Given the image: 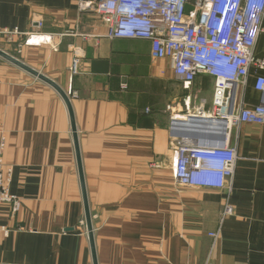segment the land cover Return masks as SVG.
<instances>
[{
    "label": "crops",
    "instance_id": "0c3cea01",
    "mask_svg": "<svg viewBox=\"0 0 264 264\" xmlns=\"http://www.w3.org/2000/svg\"><path fill=\"white\" fill-rule=\"evenodd\" d=\"M90 1L0 0V30L50 38L24 46L23 62L76 93L98 264H264V125L229 130L212 120L210 75L186 84L170 60L152 58L149 41L108 38L101 17L84 7ZM255 56L264 58V35ZM259 76L264 70L252 67L245 108L262 100ZM184 140L236 150L231 190L179 185ZM0 154L21 201L17 213L0 207V225L11 229L0 264H94L67 105L51 86L1 62ZM226 203L234 214L223 219Z\"/></svg>",
    "mask_w": 264,
    "mask_h": 264
},
{
    "label": "built area",
    "instance_id": "2783aa9c",
    "mask_svg": "<svg viewBox=\"0 0 264 264\" xmlns=\"http://www.w3.org/2000/svg\"><path fill=\"white\" fill-rule=\"evenodd\" d=\"M84 7L101 17L108 38L149 41L152 58L170 60L178 80L192 84L199 74L210 75L215 81L208 112L212 120L229 130L242 124L264 125V77L259 76L255 84L262 95L260 104L245 108L242 100L251 68L264 70V58L255 56L264 35V0H94ZM0 36L14 41L24 37L21 47L32 46L35 37L43 38L38 32L24 34L18 29L0 30ZM43 39L47 43L50 38ZM79 63V59L73 62V76ZM127 88L126 84L121 87L123 91ZM68 95L71 99L76 93ZM5 144L3 138L1 150ZM177 154L175 178L179 185L231 190L237 161L234 148L184 140ZM12 177L13 169L0 154V207L9 204L17 213L21 201L11 193ZM233 214V207L226 203L223 219ZM10 234L11 229L0 225V242ZM210 236L219 238L218 233Z\"/></svg>",
    "mask_w": 264,
    "mask_h": 264
},
{
    "label": "water",
    "instance_id": "95a60500",
    "mask_svg": "<svg viewBox=\"0 0 264 264\" xmlns=\"http://www.w3.org/2000/svg\"><path fill=\"white\" fill-rule=\"evenodd\" d=\"M0 58L8 61L9 63L13 64L14 66L18 67L19 69L23 70L24 72L28 73L34 78L51 86L53 89H55L59 93V95L62 97V99L67 105V108L69 110L70 117H71L72 130L74 133V141H75L77 160H78V165H79V173H80L81 184H82V189H83V198H84L85 212H86V223H87V229H88V234H89L91 249H92V254H93V262L94 264H98L97 256H96V249H95V242H94V234H93V222H92V217H91V213L89 209L87 193L85 189V180H84V174H83V169H82L79 143H78V137L76 133L77 130H76V124H75V117L73 113L71 99L69 95L67 94V92L64 91V89L61 88L54 80H52L51 78L47 77L43 73L27 65L25 62L15 58L14 56H11L10 54H8L7 52L1 49H0Z\"/></svg>",
    "mask_w": 264,
    "mask_h": 264
},
{
    "label": "rangeland",
    "instance_id": "374dc122",
    "mask_svg": "<svg viewBox=\"0 0 264 264\" xmlns=\"http://www.w3.org/2000/svg\"><path fill=\"white\" fill-rule=\"evenodd\" d=\"M22 44L21 40H11L9 37L6 36H0V49L7 52L11 56H14L15 58L23 61L26 57L24 51V48L20 46ZM35 46V45H34ZM0 62L2 65H7L10 67H14L19 69L18 67L14 66L13 64L9 63L8 61L0 58Z\"/></svg>",
    "mask_w": 264,
    "mask_h": 264
},
{
    "label": "bare ground",
    "instance_id": "6f19581e",
    "mask_svg": "<svg viewBox=\"0 0 264 264\" xmlns=\"http://www.w3.org/2000/svg\"><path fill=\"white\" fill-rule=\"evenodd\" d=\"M257 2H260V0H257ZM43 41H44L43 38H41V37H35V38L33 39V45H40V44L43 43ZM46 44H47V43H46Z\"/></svg>",
    "mask_w": 264,
    "mask_h": 264
}]
</instances>
